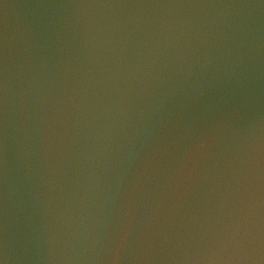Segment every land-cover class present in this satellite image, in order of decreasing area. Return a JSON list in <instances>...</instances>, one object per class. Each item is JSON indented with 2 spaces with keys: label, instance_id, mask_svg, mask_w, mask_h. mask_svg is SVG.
Masks as SVG:
<instances>
[{
  "label": "water",
  "instance_id": "1",
  "mask_svg": "<svg viewBox=\"0 0 264 264\" xmlns=\"http://www.w3.org/2000/svg\"><path fill=\"white\" fill-rule=\"evenodd\" d=\"M0 264H264V0H0Z\"/></svg>",
  "mask_w": 264,
  "mask_h": 264
},
{
  "label": "snow or ice",
  "instance_id": "2",
  "mask_svg": "<svg viewBox=\"0 0 264 264\" xmlns=\"http://www.w3.org/2000/svg\"><path fill=\"white\" fill-rule=\"evenodd\" d=\"M245 239H246V238L241 239V240L239 241V243H240L241 246L243 245Z\"/></svg>",
  "mask_w": 264,
  "mask_h": 264
}]
</instances>
